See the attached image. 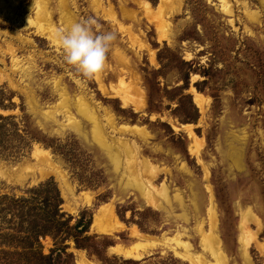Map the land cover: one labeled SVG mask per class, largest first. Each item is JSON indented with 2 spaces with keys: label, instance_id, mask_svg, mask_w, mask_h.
I'll return each mask as SVG.
<instances>
[{
  "label": "rangeland",
  "instance_id": "374dc122",
  "mask_svg": "<svg viewBox=\"0 0 264 264\" xmlns=\"http://www.w3.org/2000/svg\"><path fill=\"white\" fill-rule=\"evenodd\" d=\"M38 2L49 22L38 19ZM88 16L117 37L104 70L91 79L62 61L54 35ZM179 57L195 70L183 95ZM122 84L143 92L141 108L122 103ZM0 85L15 92L12 100H22L44 134L71 144L77 155L67 163L39 142L19 157L0 155V194H24L52 177L66 213L76 217L86 210L93 218L106 206L116 215L102 224L108 232L92 221L87 232L97 235L102 258L66 240L70 264H188L173 255L171 240L147 245L137 259L114 253L111 246L137 239L133 230L150 239L183 232L194 252L213 261L197 230L198 224L208 227L209 200L226 264H246L242 230L251 263L264 264V0H0ZM193 91L204 97L203 111ZM80 107L95 114L96 125ZM125 145L133 150L134 172ZM36 146L48 153L33 154ZM110 151L119 156L118 168ZM135 176L155 190L165 185L171 195L177 192L182 207L174 202L166 212L151 205ZM183 211L187 221L179 217ZM40 242L44 253L53 247L49 236Z\"/></svg>",
  "mask_w": 264,
  "mask_h": 264
},
{
  "label": "trees",
  "instance_id": "16d2710c",
  "mask_svg": "<svg viewBox=\"0 0 264 264\" xmlns=\"http://www.w3.org/2000/svg\"><path fill=\"white\" fill-rule=\"evenodd\" d=\"M178 62L183 80L182 94L188 86L190 70H195L181 57ZM14 95V91L0 85V110L19 111L17 114L0 112V155L19 157L29 151L34 142H39L67 163H73L77 155L73 154L72 145L44 134L30 119L22 100L19 104L12 100ZM70 167L73 169L74 166ZM77 175L79 179V173ZM61 205L62 197L52 177L27 188L24 194H0V219L4 225L0 224V246H3L0 264H70L73 254L67 251L65 244L70 239L76 248L102 258L100 251L96 250L97 235L87 234L92 221L91 212L83 210L79 216L73 217L63 211ZM73 219L75 221L71 223ZM46 236L53 242L48 253L43 252L40 242Z\"/></svg>",
  "mask_w": 264,
  "mask_h": 264
},
{
  "label": "bare ground",
  "instance_id": "6f19581e",
  "mask_svg": "<svg viewBox=\"0 0 264 264\" xmlns=\"http://www.w3.org/2000/svg\"><path fill=\"white\" fill-rule=\"evenodd\" d=\"M220 3L226 5L227 0H220ZM143 6H144L143 8L145 9L147 8V10L149 9L148 4H144ZM44 7H45L44 4L38 2L37 5L38 19L40 20V22L43 20L49 22V18L47 17V14L44 12ZM109 12L111 13V11ZM40 26H42V24H40ZM122 88L123 91L119 93V96L123 104L132 103L134 105V108L136 109H139L143 106L144 100H143V92L141 90H139L138 88L136 89L135 87L130 88L129 85H126L125 87L123 86V84H122ZM136 95H138L139 97L137 98ZM193 101L196 104V106L200 109V111H203L205 105V99L199 92L193 91ZM80 111L85 117H88L93 122L94 125H96L97 119L93 112L90 113L87 109H82V107H80ZM174 127L178 128L177 126ZM181 127L187 129L190 134L192 133L190 124H182ZM95 134H97V138L99 142L101 144H104L97 129H95ZM191 149L194 150V147ZM125 150L127 152V157H128L127 161H128L129 170L135 169L133 150L130 148V146L127 145H125ZM40 152L48 153L47 150L41 149L40 147L36 146L33 154ZM109 155L113 164L116 166V168H118V166H120V160L118 154H116L113 151H110ZM142 166H144V169L148 167V162L146 159L142 161ZM134 179H135L134 180L135 187L145 197L146 201L151 203V205L153 204L156 207H162L163 209L166 210V212L170 211V209L172 208V203L174 204V202L177 203L180 207H182L181 205L182 199L177 192L174 191L175 193L171 195L168 188L165 185H162L158 190H155L153 189L154 187L151 186L149 181H147L146 183L145 181H142L141 178H137L136 176L134 177ZM62 191L66 192L67 188H65V186H62ZM207 192L209 193V199H211V189L209 187H207ZM193 207L196 211L198 210L197 209L198 206L196 203H193ZM206 213L209 221L208 227L204 229L202 227V224H198L197 230L200 236L199 243L201 245L203 252L208 253V255L212 258L213 261H208L207 259H205L202 253L194 252L192 249V244L190 243L188 237L187 238L184 237L183 232H178L170 238H167L165 236H160L150 239L144 237L145 235H143L139 231L133 230L132 234L135 235V237L137 238L135 241H133L131 244L127 246L116 244L114 246H111L110 248L114 253L119 254L123 257H127V258L132 257L137 259L143 256L145 253H147L151 247L163 245L164 243H167L168 241L171 240L173 244L169 245V247L173 252V255L181 259L182 261L187 262L188 264H226L227 258L221 247V237L216 231V222H215L216 213H215L214 204L212 203L211 200H209ZM188 216L189 215L186 213V211L181 212V214L179 215V217L183 221H187ZM115 217L116 215L111 208H108L106 206H100L96 209V211L93 214L92 226H95L101 232L104 231L108 232L110 229H108L107 227H103L102 224L109 220L115 219ZM241 220L244 221L242 219V216H241ZM240 223H241L240 229L242 230L243 223L242 222ZM185 236L188 235L185 233ZM147 245L149 248L148 250L146 249ZM239 245H240V251L244 257L246 264H252L250 258L247 255V242L243 239V230H242V236L240 235ZM78 264H82V262L81 263L79 262Z\"/></svg>",
  "mask_w": 264,
  "mask_h": 264
},
{
  "label": "clouds",
  "instance_id": "9594fccd",
  "mask_svg": "<svg viewBox=\"0 0 264 264\" xmlns=\"http://www.w3.org/2000/svg\"><path fill=\"white\" fill-rule=\"evenodd\" d=\"M54 35L62 61L85 79L104 70L107 54L117 38L115 32L103 31L93 16L58 28Z\"/></svg>",
  "mask_w": 264,
  "mask_h": 264
}]
</instances>
